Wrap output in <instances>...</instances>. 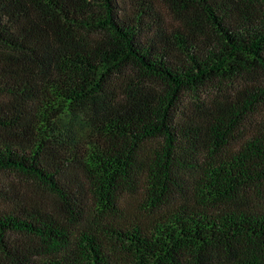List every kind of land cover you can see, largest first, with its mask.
Wrapping results in <instances>:
<instances>
[{
	"label": "trees",
	"instance_id": "trees-1",
	"mask_svg": "<svg viewBox=\"0 0 264 264\" xmlns=\"http://www.w3.org/2000/svg\"><path fill=\"white\" fill-rule=\"evenodd\" d=\"M159 2L0 0V264H264V0Z\"/></svg>",
	"mask_w": 264,
	"mask_h": 264
},
{
	"label": "rangeland",
	"instance_id": "rangeland-1",
	"mask_svg": "<svg viewBox=\"0 0 264 264\" xmlns=\"http://www.w3.org/2000/svg\"><path fill=\"white\" fill-rule=\"evenodd\" d=\"M152 1V0H149ZM154 2H159V0H153ZM126 5L130 4V0H125ZM238 86H236L237 88ZM234 88L231 87H224L221 85H214L209 88V94L202 95L199 94V99L201 102H203L206 106V109H213V106L219 104L220 102H223L229 93H231V90ZM227 93V94H225ZM193 97L191 94L187 95V97L184 100V105L181 106V110L185 113L192 114V113H202L204 109H201L198 107V104L193 102ZM215 102V103H214ZM202 110V111H201ZM264 120V106L258 110L257 114L251 117L250 120L247 121V127L250 128L251 126H256V122H261ZM248 134V133H247ZM20 183H23V181L18 178L14 174L10 173H2L0 174V191L5 192L9 194V190H11L14 185H20Z\"/></svg>",
	"mask_w": 264,
	"mask_h": 264
}]
</instances>
